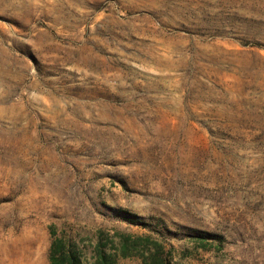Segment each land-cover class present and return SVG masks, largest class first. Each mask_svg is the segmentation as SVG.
<instances>
[{"label": "rangeland", "instance_id": "374dc122", "mask_svg": "<svg viewBox=\"0 0 264 264\" xmlns=\"http://www.w3.org/2000/svg\"><path fill=\"white\" fill-rule=\"evenodd\" d=\"M124 235L264 264V0H0V264Z\"/></svg>", "mask_w": 264, "mask_h": 264}, {"label": "trees", "instance_id": "16d2710c", "mask_svg": "<svg viewBox=\"0 0 264 264\" xmlns=\"http://www.w3.org/2000/svg\"><path fill=\"white\" fill-rule=\"evenodd\" d=\"M123 210V209H121ZM124 211V218L132 224H140L149 226L142 217L137 214L131 213L128 210ZM189 235L195 239L205 241L210 237H216V234L193 229ZM138 236L134 241L130 242L129 237H123L122 247L118 249V254L123 257L141 256L144 264H170V255L166 253L160 243L155 242L153 246L146 243H139ZM105 243H100L98 246V257L90 264H116V258L113 254L105 250ZM150 253H144L148 250ZM49 258L51 264H88L84 261L80 251L72 244H65L62 238H55L50 247Z\"/></svg>", "mask_w": 264, "mask_h": 264}]
</instances>
